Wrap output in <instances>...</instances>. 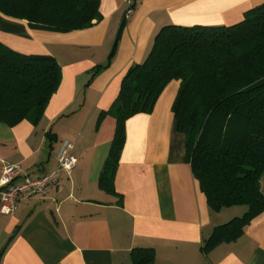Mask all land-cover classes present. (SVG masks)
Segmentation results:
<instances>
[{
  "label": "crops",
  "instance_id": "crops-1",
  "mask_svg": "<svg viewBox=\"0 0 264 264\" xmlns=\"http://www.w3.org/2000/svg\"><path fill=\"white\" fill-rule=\"evenodd\" d=\"M128 1L133 13L125 20ZM263 3L101 0V22L70 33L34 30L0 13L3 44L26 55H51L62 70L38 125L0 123V179L4 164L19 165L32 179L51 173L68 143L78 159L47 198L23 202L14 216L0 215V264H132L136 248L154 249L152 264H264V213L237 241L203 250L216 227L246 208L214 212L201 192L172 110L180 81L169 83L152 113L126 122L115 177L122 206L99 187L117 125L109 111L127 71L146 60L160 30L235 25ZM103 112L108 113L101 118ZM261 187L264 193V174Z\"/></svg>",
  "mask_w": 264,
  "mask_h": 264
},
{
  "label": "trees",
  "instance_id": "trees-1",
  "mask_svg": "<svg viewBox=\"0 0 264 264\" xmlns=\"http://www.w3.org/2000/svg\"><path fill=\"white\" fill-rule=\"evenodd\" d=\"M100 5L101 0H0V13L26 21L34 30L70 33L101 22ZM61 81L55 57L22 54L0 41V123L38 125ZM172 81L181 83L172 110L186 137V161L209 207L214 212L246 208L241 217L214 229L204 241L208 253L237 241L264 213V3L231 26H165L146 60L127 71L109 111L116 132L99 178L101 190L119 198L120 206L123 197L115 190V177L126 122L152 113ZM154 260L152 248L132 252V264Z\"/></svg>",
  "mask_w": 264,
  "mask_h": 264
},
{
  "label": "built area",
  "instance_id": "built-area-1",
  "mask_svg": "<svg viewBox=\"0 0 264 264\" xmlns=\"http://www.w3.org/2000/svg\"><path fill=\"white\" fill-rule=\"evenodd\" d=\"M133 3L127 2L125 20L131 18ZM74 146L66 144L58 157L57 168L37 179L24 175L19 165L4 164L0 179V215L14 216L20 205L34 198H47L59 185L63 173L70 175L78 159L73 153ZM23 178L22 182H18Z\"/></svg>",
  "mask_w": 264,
  "mask_h": 264
},
{
  "label": "rangeland",
  "instance_id": "rangeland-1",
  "mask_svg": "<svg viewBox=\"0 0 264 264\" xmlns=\"http://www.w3.org/2000/svg\"><path fill=\"white\" fill-rule=\"evenodd\" d=\"M241 208V207H240ZM244 208V207H243Z\"/></svg>",
  "mask_w": 264,
  "mask_h": 264
}]
</instances>
